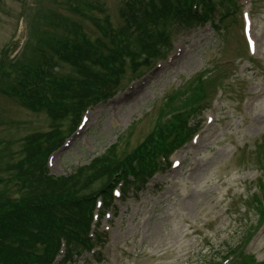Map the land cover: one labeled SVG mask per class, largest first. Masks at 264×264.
<instances>
[{
  "label": "rangeland",
  "instance_id": "1",
  "mask_svg": "<svg viewBox=\"0 0 264 264\" xmlns=\"http://www.w3.org/2000/svg\"><path fill=\"white\" fill-rule=\"evenodd\" d=\"M125 1L0 0V195L25 192L12 167L29 138L53 132L46 111L30 109L11 88L20 89L22 72L37 64L50 35H71L70 24L75 35L106 39L101 27L123 25ZM235 1L223 6L218 26L175 34L165 63L143 72L126 68L121 89L87 109L50 155V172L62 176L103 154L116 161L175 109L199 107L201 128L172 153L170 167L138 196L116 199L100 220L109 240L99 264H201L240 241L238 250L264 261V0ZM56 71L74 69L59 63Z\"/></svg>",
  "mask_w": 264,
  "mask_h": 264
},
{
  "label": "trees",
  "instance_id": "2",
  "mask_svg": "<svg viewBox=\"0 0 264 264\" xmlns=\"http://www.w3.org/2000/svg\"><path fill=\"white\" fill-rule=\"evenodd\" d=\"M227 1L126 0L120 10L123 25L110 30L106 39L91 41L75 35L77 27L70 24L71 35H50L47 46L38 47L40 60L34 67H26L17 82L20 89L13 86L11 93L32 110L43 108L51 121L49 131L53 132L29 138L34 141L25 144V156L12 167L20 178L16 186L25 192L14 197L0 195V264H52L61 243L63 261L80 256L86 264L101 261L98 253L94 258L87 255L93 244L103 243L106 238L88 235L94 196L106 198L108 183L121 167L124 177L127 169L133 173V162L139 172L129 183L140 189L142 181L160 168L156 158L165 157L182 134L186 136L189 113L175 109L172 119L158 128L160 140L151 137L148 141L149 156H142L143 150L138 148L116 161L100 156L88 166L76 167L71 174L57 178L47 173L46 155L64 139L70 129L67 126L65 131L66 122L75 124L85 106L106 102L115 95L126 68L132 73L141 71L171 50L173 27L179 31L199 25L215 12L216 5ZM59 63L72 65L73 73L59 74ZM240 242L226 244L220 253L221 257H229L227 264H264L238 250ZM201 264L217 261L210 256Z\"/></svg>",
  "mask_w": 264,
  "mask_h": 264
}]
</instances>
